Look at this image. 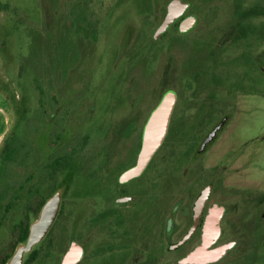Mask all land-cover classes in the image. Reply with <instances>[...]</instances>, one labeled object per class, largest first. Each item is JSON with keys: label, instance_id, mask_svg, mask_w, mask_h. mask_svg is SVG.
Here are the masks:
<instances>
[{"label": "rangeland", "instance_id": "374dc122", "mask_svg": "<svg viewBox=\"0 0 264 264\" xmlns=\"http://www.w3.org/2000/svg\"><path fill=\"white\" fill-rule=\"evenodd\" d=\"M14 1L21 12L6 19L0 30V40L5 41L7 50V62L0 61V100L9 104L8 138L22 123L24 114L37 106V84L48 90V97L56 98L54 121L67 122L72 114L81 121L92 116L89 128L99 129L101 141L94 136L91 148L97 140L102 143L109 137L111 108L124 94L153 105L173 88L179 94V110L191 117L180 114L171 128L170 141L183 146L188 143L176 159L179 176H174L173 185L188 199L208 179L225 186L226 196L219 200L220 206L229 207L225 225L232 235L228 232L218 245L236 238L239 243L220 264L232 259H239L238 264H264V0H188L193 3L190 12L199 16L191 35H185L180 46L175 42L178 29L174 27L164 37L166 50L159 64L137 60L131 68L125 63L115 65L128 13L119 11L106 21L96 51L91 54L89 39L84 40L82 31L69 26L62 10H55L59 0ZM97 1L104 9L118 4V0ZM128 6L125 11L131 10ZM144 14L140 15L146 18L148 14ZM164 14L155 18L153 25L150 23L151 35ZM30 44L37 64V83L32 76L19 79L13 74L18 72L20 56ZM145 45L152 48L157 44L146 36ZM95 101L98 107L91 111ZM224 113L231 115L226 127L204 154H195L204 133ZM60 126L56 132L61 134ZM45 129L44 123L35 122L25 134V163L40 161L41 149L51 150ZM8 138L0 143V152ZM184 168L188 170L183 172ZM94 171L93 165L87 166V174ZM195 177L197 182H192ZM62 178L56 189L64 193L67 186ZM85 182V187L91 186ZM73 195L71 190L68 196Z\"/></svg>", "mask_w": 264, "mask_h": 264}, {"label": "flooded vegetation", "instance_id": "af4514ba", "mask_svg": "<svg viewBox=\"0 0 264 264\" xmlns=\"http://www.w3.org/2000/svg\"><path fill=\"white\" fill-rule=\"evenodd\" d=\"M170 1L166 4L165 0H118L114 7L104 9L101 1L97 0L91 3L89 0H59L57 4L55 0L54 6L56 11L62 10L63 16L66 15L65 20L70 27H75L78 32L82 31L84 40L89 39L88 52L91 54L96 51L98 36L104 32L106 21L111 20L119 11L128 13L123 21L115 65L125 63L131 68V64L137 60L159 64L166 50L165 35L177 27L175 38L178 40L175 42L181 46L182 38L191 35L190 32L198 25L199 16L190 12L193 3L185 0L191 3L187 11L156 38L155 33L165 19ZM127 5L131 10L125 11ZM20 9L14 0H0V30L3 22L15 18L21 12ZM144 12L148 14L146 18L140 15ZM161 13L165 14L151 35L155 18ZM190 14L197 16V23L192 28L181 31L182 20ZM178 34L183 36L179 39ZM146 36H150L157 45L147 48ZM5 44V41L0 40L1 62H7ZM32 52L30 44L28 50L20 56L18 72L13 74H17L19 79L32 76L37 83V64L32 58ZM20 84L19 82L18 85ZM129 86L128 84V88ZM37 88L40 93L37 106L24 114L22 123L15 128L0 152V264H7L17 246L28 239L32 222L39 218L46 200L57 190L60 177H63L62 184L65 183L67 187L58 215L46 237L24 259V264H63L73 244L79 247L81 255L74 264H189L181 261L201 243L210 209L215 205H222L219 199L226 196V188L218 186L214 179H208L196 192H192L195 193L192 195L195 198L191 199V196L188 199L186 193H181L173 185L176 180L174 176H179L176 174V159L188 144L183 146L180 142L170 141L174 121L180 118V114L184 115L179 110L181 105L178 92L163 143L140 175L122 181V174L138 162L144 128L162 96L152 105L141 103L140 99H134L130 93L128 96L124 94L125 97L111 108L109 137L101 143L98 142L99 129H94V134L89 128L91 123L88 121H92V116L88 121H81L72 114L67 122L65 119L54 121L52 108L57 103L56 98L48 97V90L38 84ZM92 107L91 111H94L98 102L95 101ZM8 112L9 104L5 99L0 100V135L9 127ZM188 118L191 117L186 119ZM230 119L231 115L224 113L204 133L195 154H204L215 141L208 144L204 152H199L204 138L224 121L217 138ZM35 122L46 126L44 135L49 139L51 150L43 152L41 149L40 161L25 163L28 162V154L25 155V144L22 141ZM59 126L61 134L56 132ZM94 136L98 140L91 148L90 142L93 139L95 142ZM90 164L95 171L87 174V166ZM185 170L188 168H184L183 172ZM85 180L91 186L85 187ZM192 182H197V178ZM207 186H211V192L197 228L185 242L179 244L195 222L196 199ZM71 190L74 191L72 197L75 198L68 196ZM224 207L221 235L214 245L222 243L229 232L225 225L229 207ZM230 232L232 235V231ZM233 240L236 241L235 245L222 258L207 264H220L228 260L239 243L237 238ZM239 261L232 259L227 264H238Z\"/></svg>", "mask_w": 264, "mask_h": 264}, {"label": "water", "instance_id": "95a60500", "mask_svg": "<svg viewBox=\"0 0 264 264\" xmlns=\"http://www.w3.org/2000/svg\"><path fill=\"white\" fill-rule=\"evenodd\" d=\"M191 3L185 0H171L168 4L167 14L165 19L157 29L155 37L161 36L168 28L179 19L190 7ZM197 16L194 14L188 15L180 24V30L186 31L197 23ZM178 99L177 91L173 88L167 89L156 108L152 111L149 120L146 123L143 134V146L136 165L126 170L121 180H128L140 175L146 168L158 147L163 143L171 121L172 113L175 109ZM224 121L218 124L204 138L199 152H204L211 142L215 140L218 131L224 125ZM10 126L5 132L0 135V143L4 144L10 132ZM1 149V148H0ZM211 192V186L205 187L195 203V222L188 234L180 241L179 244L185 242L195 231L200 221V217L206 205ZM63 198V191L57 189L45 202L40 216L32 222L28 239L19 244L8 260L7 264H24V259L27 255L36 248L41 241L46 237L58 215ZM225 208L215 205L210 209L204 225V234L200 244L196 246L187 256L182 259V263L189 264H207L215 262L222 258L227 251L232 248L236 241H231L218 246H214L221 235V219ZM81 257L79 247L73 244L71 250L67 254L63 264H74Z\"/></svg>", "mask_w": 264, "mask_h": 264}]
</instances>
